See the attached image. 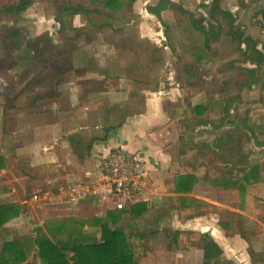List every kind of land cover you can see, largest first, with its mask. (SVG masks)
I'll list each match as a JSON object with an SVG mask.
<instances>
[{
	"label": "rangeland",
	"instance_id": "obj_1",
	"mask_svg": "<svg viewBox=\"0 0 264 264\" xmlns=\"http://www.w3.org/2000/svg\"><path fill=\"white\" fill-rule=\"evenodd\" d=\"M18 1L0 0V97L5 98L4 103L0 98V169L4 174H0V184L7 187L1 194L2 202L22 204L27 215L21 213L9 221L8 228L28 233L31 226L71 215L85 222L83 232H90L93 228L86 222L95 216H107L113 204L103 185L97 189L105 192L93 195L97 201L87 200L90 195L77 209L70 210L65 195L71 183L97 185L103 169L100 176L99 171H92L76 178L67 173V166L28 167L15 152L8 154L13 143L8 142V132L18 136L15 131L25 118L20 116L19 105L33 109L31 121L35 124L37 119L50 123V108L57 103L54 117L73 110L72 135L80 136L89 130L86 126L101 122L104 127L95 135L107 140L127 118L137 119L145 101L153 98L159 106L157 113L162 116V125L158 127L162 138L170 134L180 143L182 154L181 169L170 180L162 181L166 184H174L179 176L195 174L198 190L201 183L212 185L226 173L242 183L244 167L264 159V131L257 126H264V65L255 68L253 73L258 77L252 89L241 86L246 78L244 68L252 63L241 60L242 55L230 39L221 36L211 41L210 61L196 64L189 73L186 68L193 64L194 56L185 51L182 56V48H202L205 36L196 31V42L186 44L189 41L182 40V46L164 47L163 24L168 23L169 17L165 13L160 19L151 15L150 7L157 0H135L130 8L123 3L117 11H97L91 18L70 16L64 18L63 26L57 20L55 8L65 0H29L30 6L20 14L4 10ZM184 4L196 10V15L207 11L199 6V0H184ZM223 7L234 13L231 20L236 19L249 37L264 46V5L259 0L244 4L224 0ZM73 57L77 62L74 66L69 62ZM25 81L30 82L25 90L28 94L23 92L22 97L19 86ZM221 89H225L223 94ZM82 98L89 101V107L82 104ZM83 109L87 116L80 115ZM151 110L153 113V106ZM57 119L59 124L67 121L64 114ZM109 127L115 128L107 131ZM60 128L56 133L61 132ZM15 144L17 147L19 141ZM99 155L98 169L106 168L103 153ZM149 182L154 183L151 177L142 178L143 193L144 189L152 192L147 186ZM207 191L211 193L210 188ZM261 191L263 197V187ZM209 195L216 198L214 193ZM40 197V207H31ZM233 198L234 203L241 199L246 202V195H238L237 191ZM159 214L154 213L152 206L149 212L122 216L118 223L126 233L134 229L149 231L165 227ZM25 216L33 225L27 226ZM259 232L264 233V228Z\"/></svg>",
	"mask_w": 264,
	"mask_h": 264
},
{
	"label": "crops",
	"instance_id": "obj_2",
	"mask_svg": "<svg viewBox=\"0 0 264 264\" xmlns=\"http://www.w3.org/2000/svg\"><path fill=\"white\" fill-rule=\"evenodd\" d=\"M28 83L30 82L25 81L19 86L22 97L27 93L25 90L28 88ZM3 85H5L4 82ZM29 91L32 93L31 90ZM1 99L4 103L5 98ZM81 102L85 106H90L89 101H86L85 98H82ZM19 106L20 116L25 118L19 124L20 128L18 125L19 129L15 131L18 136H15L11 131L8 132V142H13L10 147L12 151L8 154L15 152L22 163L28 167L31 165V167L45 168L64 165L68 167L67 173L75 175L76 178L85 174L89 175L92 171L97 173L99 171L98 175L100 176L103 168L98 169L99 153H103V155L106 153L105 157L113 147L117 146L132 152L142 150L140 152L145 154L143 156L147 162V176L154 181V183H150V181L147 185L153 192L151 200L142 203H147L146 212H149L153 206L154 213H160L162 224L165 227L153 228L149 231L137 229L131 231L134 233L145 231L147 234H129L130 232L124 234L132 237L137 245L138 264H205L203 244L206 240L213 241L221 250L219 256L213 258L210 264H264V233L259 232V229L264 228L262 184H244L241 189H225L217 187L216 182L212 185L201 183L200 189L196 190L198 180L195 174L178 175L174 184L162 183L165 179L170 180L171 175L175 174L177 169H181L179 158L182 154L180 143L171 138L170 134L165 139L162 138L163 132L158 129L162 125V116L159 112L157 113L159 106L154 104L153 98L145 101L142 105V114H139L137 119L134 120L133 116L129 121L127 118L126 122L115 131V135L114 132L110 133L107 140L95 135L100 133L104 127L101 122L86 126L89 130L82 132L80 136L72 135L70 126H72L74 116L73 110L57 113L54 117L52 112H56L57 103H54L50 108V123L42 122L39 119L35 122V119V124H33L31 121L33 109L26 104ZM152 106L155 113H152ZM63 114L67 121L59 124L57 117ZM80 115L87 116V111L83 109ZM28 118H31L30 122ZM59 127H61V132L56 133ZM158 138L161 141H158ZM16 141H19L17 147ZM77 141L82 142L80 148L84 146L82 154L74 153ZM5 157L9 158L6 154ZM93 160L97 163H94ZM187 177L189 180L186 181H191L190 184L181 188L178 183ZM72 184L75 183L69 185ZM203 186L207 189L210 188L211 193L207 189H203ZM235 191L238 195L245 194L246 202L241 199L238 203H234ZM104 192V190L102 192L97 189V193L93 195L97 196ZM213 193L216 196L214 199L209 195ZM105 194L107 196V193ZM105 194L102 200L105 199ZM250 194H253V197ZM93 195L87 200L97 201ZM180 196L190 197L191 200L178 202L177 198ZM250 198L251 200H249ZM110 203L113 204L108 209L114 208V201ZM120 218H117L116 225H119ZM153 231L156 233L149 234ZM163 231H174L180 234H165Z\"/></svg>",
	"mask_w": 264,
	"mask_h": 264
},
{
	"label": "trees",
	"instance_id": "obj_3",
	"mask_svg": "<svg viewBox=\"0 0 264 264\" xmlns=\"http://www.w3.org/2000/svg\"><path fill=\"white\" fill-rule=\"evenodd\" d=\"M134 1L65 0L57 3L55 8L57 11L56 16L58 22L63 26L64 18L70 16L91 18L97 11H117L120 4L123 3H126L128 8L133 7ZM29 3H31L29 0H19L5 6L4 10L10 14H20L21 11L26 10L30 6ZM162 8L163 1L161 0L155 8L150 7V12H154L160 19ZM239 50L241 49L239 48ZM187 53L194 56L193 64L188 65L186 68L189 73L192 72L194 64L203 65L210 61V55L204 46L200 49L189 50ZM255 53L258 52L255 51ZM69 62L72 66L77 63L74 57ZM224 91L225 89H221L220 93L223 94ZM257 126H259L261 131H264V126L260 127L259 124ZM113 128L115 127H109L106 130L110 131ZM102 139H106V137L103 136ZM81 143L77 141L74 153L79 154L84 150V146L80 148ZM1 166L2 162L0 161ZM244 168L246 172L242 176L243 184L240 183L238 177L235 178L231 174L226 173L219 177L215 185L225 189H241L244 184L259 183L262 184L264 191V159L257 163L246 165ZM186 180H189V177L178 183L181 188H185L190 184L191 181L187 182ZM6 191L7 187L0 184V264H138L137 245L132 240V237L124 235L126 234L124 227L121 224L116 225V220L122 216L132 217L146 212L147 203L130 204L119 210L109 209L107 216L93 217L86 222L90 227L95 228V230L90 232H83L81 228L84 227L85 222L71 215L61 220L48 219L43 224L34 226H31L33 221L25 216L27 226H31V231L20 233L8 228L6 224L21 213L27 215V210L23 211L22 204L2 202L1 194ZM177 199L178 202L191 200L190 197L181 196ZM163 232L165 234H180L174 231ZM155 233L153 231L149 234ZM129 234L147 233L145 231H136ZM203 249L205 264H210L212 259L219 256L221 252L219 247L211 240L205 241Z\"/></svg>",
	"mask_w": 264,
	"mask_h": 264
},
{
	"label": "flooded vegetation",
	"instance_id": "obj_4",
	"mask_svg": "<svg viewBox=\"0 0 264 264\" xmlns=\"http://www.w3.org/2000/svg\"><path fill=\"white\" fill-rule=\"evenodd\" d=\"M161 0L151 5L155 8ZM163 8L160 12L161 16L163 13L168 15V23H164L165 41L164 47H172L173 45L182 46V40L189 42H196L194 37L196 31L201 32L205 36L204 47L207 48V52L211 49V41L218 40L221 36L231 40V45L241 54V60L251 65L246 68V78L241 81L247 90L252 89V86L257 81L256 77L258 74H254L255 68H260L264 65V46L263 44H257L252 37H249L243 27L236 23L235 15L233 12L223 7L224 0H199V6L207 9L202 11L201 15H196L194 9L186 6L184 0H162ZM250 0H236L238 3H249ZM253 1V0H251ZM259 3L264 5V0H259ZM156 19L158 16L153 12H150ZM220 14V15H219ZM159 19V18H158ZM207 23H210L209 27ZM225 34V35H224ZM195 39V40H194ZM197 48V45L193 48L183 49L187 53L189 50ZM239 48L241 50H239ZM257 51L258 53H255ZM246 60V61H245ZM198 65V64H197ZM194 64L193 67H195ZM244 67V66H243ZM264 81V78H263ZM264 83V82H263ZM264 118V115H262Z\"/></svg>",
	"mask_w": 264,
	"mask_h": 264
},
{
	"label": "built area",
	"instance_id": "obj_5",
	"mask_svg": "<svg viewBox=\"0 0 264 264\" xmlns=\"http://www.w3.org/2000/svg\"><path fill=\"white\" fill-rule=\"evenodd\" d=\"M103 162L106 168H103L101 182L97 185L86 183L81 186L77 184L66 189L65 195L69 199L68 204L71 209L79 207L88 196L96 194L100 185L107 188V194L113 199L114 208L117 210L130 204L149 202L153 192L149 189H144V193L142 191V178L147 175L148 168L145 158L140 153L117 146L108 152ZM0 174L4 175L2 169H0ZM41 201L40 197L30 206L39 208Z\"/></svg>",
	"mask_w": 264,
	"mask_h": 264
}]
</instances>
